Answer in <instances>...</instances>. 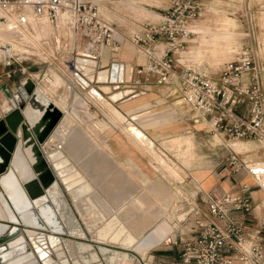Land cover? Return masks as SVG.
<instances>
[{"label":"rangeland","instance_id":"374dc122","mask_svg":"<svg viewBox=\"0 0 264 264\" xmlns=\"http://www.w3.org/2000/svg\"><path fill=\"white\" fill-rule=\"evenodd\" d=\"M170 1L171 0H98L102 15L113 21L119 28L121 34L124 37L122 42H127L134 48L136 47L129 40V35L134 30L140 28V26H142L144 22L149 20H156L158 18V15L163 12L164 9L170 4ZM204 7L205 9L203 10V12L192 22V33L190 35L189 42L182 51L181 61L186 65L199 68L210 76L216 77L223 63L231 58L235 52L248 49L254 54L255 60L260 67L261 80L264 91V0H204ZM60 17L61 18L59 21L58 32H54V24L51 20L50 22L52 24L47 21L33 23L32 28L33 30L37 31V33H35L36 37L34 41H32L31 46L25 48L31 53L29 54L30 58L22 61L23 64L30 63V67L27 68V70L36 71L37 68L46 66V63H33V59L39 58L38 56H47L45 50L41 46V38L54 39L55 36H57L59 33H62L61 36H63V38H66L67 44H69V46L70 44H72L71 39L73 37V34L71 29L67 25L66 16L63 17L62 14ZM56 21L58 25V17ZM66 33H69L70 35L72 34V36L63 35ZM81 48L83 49L78 51L80 53L79 55H88V50L85 47ZM66 51L64 53H66ZM61 53L63 54V52ZM59 66L60 64H58V61H56V67L60 69ZM177 67H181V64ZM50 68H52L48 69L50 75H52L51 73L53 72L60 75V72H58L53 67V65H50ZM63 68L65 69V72L70 76L71 71L69 70V68L64 66ZM94 68V72H96V70L99 69V65L97 64V66ZM26 74L27 73H25L24 75ZM34 74H36V72ZM44 84L45 81L44 83L42 81L37 85L44 87ZM101 84L111 85L112 83L105 82L100 83V85ZM58 86L60 87L46 88V90L50 92L49 94H51L54 90L55 92H62V98L60 97L59 99L56 96L55 100L58 102L55 101L53 103H56L58 106L61 104L62 109H66L65 107L63 108L64 104H66V102L71 103L75 96V93L77 94L76 102H80L78 104L75 102L78 105V109L75 108L74 112H70L72 119L61 124L60 128L63 130L64 138L62 137L63 139H56L54 144L52 143L50 146L46 144V138V140L41 144L42 150L45 155H48V152L50 150H61V156L67 159V164L69 166L72 165V172H78L77 175L69 174L64 178H59V176L56 175L58 178V184L56 187V193L54 194V198L56 200L54 202H59V204L61 205L62 213L64 215V219L68 223V228L75 231L72 236L63 235L62 246L66 251L68 257L71 256L65 241L70 239L73 240L72 242L74 244H76L78 241H89L94 244L95 248H99V245H104L112 249L126 250L132 255V253L135 252L122 247V244H120V242H114L115 240H113L112 238L109 239V242H98L94 240L98 227L101 226L103 222H105L102 214L100 213L101 211L98 207L90 205L87 195L80 196L79 198H77L78 200L75 199L67 185L68 182L75 181L77 176H83L84 180L89 181L95 187L96 192L94 193L95 195L91 194L92 197H101L103 201L107 202L111 206H114L112 197H110V195L107 196L106 193L102 192V190H100L98 186L100 182L105 180L108 176H106V178L100 177L98 179V182H95L91 178L89 171L94 170L92 165H95L96 163L101 164L102 162L104 165H109V169H112L110 172L116 171L115 169L118 167L115 159L110 154V151H107V155L104 156L103 160V155L101 156L100 146L103 145V143L106 144V136L108 135V133H114L119 137L128 135L124 127L122 126L123 122H119L121 121V119H119V121L113 120L111 113L104 106L103 102L105 104L114 105L116 102L113 103L111 101L113 100L111 96L115 92L120 91H122L124 94L127 92V90H118L119 88L112 89L110 86L111 92H104V94L106 95L109 94V97L103 94L104 98L102 99V101H99L95 98V96H92L91 92L89 91V87H80L82 91L80 92L79 90H72L70 92L72 93V95L67 100L66 95L68 93V90L66 89V84L63 83L62 85ZM159 87L164 90V92H168L170 90L173 93L175 86L172 85L169 87ZM93 88L94 87H92V89ZM120 88L129 87L120 86ZM174 93L177 94V92ZM175 94H172L168 99L171 104L162 106H151V104H148L146 108H143L137 112H133L130 115L131 118H128L127 120L135 123L142 120V116L145 118L156 116L158 112H161L160 110L165 107L169 108L167 109V111L169 110L173 112L175 110H178L179 112L183 114L185 113L186 115L190 116L192 114V110H190L186 104L180 102L178 100L179 98ZM84 95L93 103L92 106L87 110L83 109V107H85L87 103ZM5 101L8 100L4 98L2 102ZM67 110H70L69 107H67ZM65 113L66 112L62 110V115ZM177 119L179 120L180 118ZM189 120L190 122H193L194 119L191 118ZM99 121L105 122L106 127L104 129H101V127L98 125ZM200 122V126H202V128L198 130V132L193 133V136H195L194 138L191 134L192 130L188 134H173L171 136L166 135L165 138L161 139V141L159 142L160 144L155 147L156 151L159 154L165 157L172 166L177 168L180 177L175 178L171 176L166 169L159 167L156 161L153 159L154 163L157 165V171L152 173L153 175L151 176V178L155 179V181H152L151 186L147 187V182H143L141 180L142 177L138 176V171L133 170L136 169V166L133 165V163H125V166L124 164L122 165L121 163H119L121 164L120 166L127 170V172L131 176L125 178V180H127L126 184L129 181L130 183H133L135 185H140H138L139 187L137 185L131 187L128 183L127 185L131 188L140 190L123 193L126 195L124 206H128L132 200V202H134L138 207L137 212H134V216L136 217L134 220L131 221V219L128 220L127 218L123 219L124 224L127 226V229L135 234V238L137 240L141 236L150 234L151 231L159 225L158 224L157 226L153 227L152 230L150 229L151 231H142L145 227L147 228L149 226V223L151 224L156 219L159 220V222L161 221V219H163L162 222L166 221L171 227L172 225L169 223V220L174 215L179 218L180 216L184 217V211L191 207L194 201L198 200L197 195L195 194L197 187L192 183V181H190V187H182L183 182H179L182 179H191V177H188L186 173L188 171V168L190 169L194 165H198V163L202 164V156L196 152L198 147L201 149L200 152L205 155V159L212 161H215L218 157H222L223 155L228 154V149L245 152L244 155L247 154V158H252L247 151L250 149L257 156L262 153L264 154V147L257 148L258 144L262 145V142H260L256 138L234 137L229 136L221 130L210 129L211 125L208 116H206L203 120H200ZM62 126L65 127L62 128ZM129 126H127V129ZM129 132L131 131L129 130ZM177 135H185L191 138V144L184 145L182 147L173 146V138H175V136ZM146 139L147 138L145 137L143 139H140V141L145 144ZM148 142L151 141L148 140ZM109 147H105L106 150L110 149ZM150 150L158 155L154 148H151ZM105 157L109 158V161L105 162ZM252 160L259 161L262 159L257 158ZM84 161H88V172L85 171L83 167ZM251 166L257 169V177L260 181L262 176H264V162H255L254 164H251ZM170 170L174 174H176L173 169L170 168ZM135 172L137 173L136 176L134 175ZM262 179H264V177ZM158 182H161L165 186L167 184L173 190H180V192L176 193L173 196V199L169 204L164 203L160 199V197L153 191V186ZM72 185L77 186L78 183H73ZM131 193L133 194L132 197L130 196ZM262 199L264 200V197ZM164 200L170 201L171 198L169 196H164ZM77 251L78 249L75 250L74 248V252ZM145 252L142 254L144 255ZM83 254L87 256L89 255L88 252H84ZM107 254L108 253H99V256L101 257V260L104 264L107 263ZM135 255L138 256V254ZM136 257L134 258L135 260H137Z\"/></svg>","mask_w":264,"mask_h":264},{"label":"built area","instance_id":"2783aa9c","mask_svg":"<svg viewBox=\"0 0 264 264\" xmlns=\"http://www.w3.org/2000/svg\"><path fill=\"white\" fill-rule=\"evenodd\" d=\"M204 9V0H171L157 20L144 22L129 35L136 49L146 56V61L134 68L128 81L130 92L140 91L137 88L152 79L157 84L174 83L179 101L195 113L194 120L208 116L211 129L221 130L229 136L256 138L264 147V91L254 54L248 49L235 52L223 63L216 77L180 62V54L192 33V22ZM61 11L68 13L67 25L74 41L70 56L64 58L63 63L74 80L85 87L88 84L77 79L82 75L77 60L78 48L85 47L87 56L94 58L96 64L104 48L114 57L124 38L117 25L102 15L98 0H0L1 27L20 33L30 30L32 20L45 17L56 22ZM22 39L21 45L30 47ZM29 54L13 51L11 42L0 39V61L4 64L18 63L17 70L25 73L28 66L22 61L30 58ZM48 59V56L36 58L33 62L50 64ZM177 62L181 67H177ZM107 70L110 76V68ZM12 71L15 70H8L7 75ZM39 75L45 80L51 77L44 70L36 74L28 72L27 76H31L37 85L35 79ZM108 80L117 86L116 79ZM228 162L235 170L247 166L233 149L228 154ZM249 191L250 185L246 183L240 184L235 192L216 195L207 191L208 208L192 207L194 213L203 216L196 220L199 230L183 241L180 259L175 264H233L236 260L242 264H264L263 229L256 226L253 235L249 236L244 222L236 219L233 213H247L252 209ZM141 262L173 264L164 259L149 258H141Z\"/></svg>","mask_w":264,"mask_h":264},{"label":"crops","instance_id":"0c3cea01","mask_svg":"<svg viewBox=\"0 0 264 264\" xmlns=\"http://www.w3.org/2000/svg\"><path fill=\"white\" fill-rule=\"evenodd\" d=\"M160 14L158 15V18L160 16ZM149 21H155V20H149ZM33 22H36V21L32 20L30 25ZM53 24L55 26L54 32H58L59 27L57 28V21L53 22ZM32 25L30 26V29L32 28ZM34 32L37 33V31H35V30H34ZM61 34L62 33H59L57 36L54 37V39H52V38H42L41 39V46L45 50L46 55L49 57L48 60H50L51 63L48 64V62L42 61L41 63H43V64L46 63V66H44V67L41 66V67L37 68L36 71L27 70L25 72L27 74L24 75L25 73H22L19 70H17V68L19 66L18 63H13L12 65H6L2 61H0V117L3 116L5 114V112H7L9 110V108L8 109L4 108L6 104L10 103L9 105L11 107V102L9 101V95H12V92L16 89V86L18 85L20 80L22 78H24L25 76H27L28 72H30V73H32V72L33 73H35V72L41 73V71L44 70L46 73H49L48 69H52V68H50V65H53V67L58 72H60V75L58 73L53 72V74L54 73L56 74L55 77L57 78L56 85H58V83H59V85H62L63 83L66 84V89L68 90V93L66 95L67 100L72 95V93H70L72 90L73 91L79 90L80 92L82 91L80 89V87H82V86L80 84H77L78 82H76V80H74V76H72L71 73L69 76V74L66 73L65 69L63 68V66H64L63 59L70 56L69 50L71 49V47L74 44L73 37L71 39L72 44H70V46H69V44H67L66 38H63V36H61ZM0 35H1V37L2 36L8 37V35L6 33H2ZM63 35L69 36L70 34L66 33ZM70 36H72V34ZM189 40H190V37H189ZM41 46H40V48H41ZM80 49H81V47H80ZM119 49L120 50H118V52L115 54V56L111 57L109 50L107 48H104L102 51V54L97 59V63L93 66V69L91 70L92 77L90 78L87 75V73H85L83 71V69H82V75L80 77H82V78L84 77L87 80L86 84H88L87 86L82 87V88L95 87L100 92H102L104 94V91L100 88V83H105V82L108 83L109 82L108 78L110 76L108 73L107 80L105 79L102 82V81H98V74L100 71L107 70L108 67L110 68L111 63L116 62V63H118L117 75H116L117 86H114L113 84H111V85L108 84V85L111 86L112 89H118L119 88L118 90H123V91L127 90V92L124 93L123 96L117 98L116 100H111L113 103L116 102L114 104V106L116 105L115 107L118 110H120L119 112L124 116V120L121 119V121H119V118L116 117V115L110 109H107V110L111 113L113 120H117L120 123L123 122L122 126L124 127V129L127 132V135L129 137L128 136H120L119 137L118 135H115L114 133H110V134L108 133V135L106 136V144L103 143V145L100 146V149L102 150L101 156L103 155V160H104V156L107 155V151L108 152L110 151V154L115 159V162L117 163L118 167L115 169L116 171L110 172L112 169H109V165L108 164L104 165L103 162L101 164L96 163L95 165H92V167L94 169L93 170L94 173L97 174L99 176V178L100 177L106 178V176H108L105 180L101 181L102 187H103L102 192L106 193L107 196L110 195V197H112V200L114 202V206H113L114 208L118 209L119 211L124 212L125 208L131 207L132 205H136V204L134 202H132V200H131V202L128 206L127 205L124 206L126 195L123 193L131 192V191H137L140 189L131 188V187H134L136 185L138 186L139 184L135 185L133 183H130L129 181H128V183L131 187L127 185L128 183L126 184L127 180H125V178L129 177L130 174L127 172V170H125L124 168H122L120 166L121 164L122 165L124 164V166H125V163H128V162L133 163V165L136 166V169H133V170L138 171V176L142 177L141 180L143 182H147V184H146L147 187H150L151 182L155 181V179H152L151 176L153 175L152 173L157 171V165L161 168L166 169V170L168 169L167 171L170 173L171 176H173L175 178L180 177V174H179L176 167L172 166L167 161L162 160V158L160 156H158L156 153L152 152L150 150V147L147 146V144H144L143 142L140 141V139L138 137H136L133 133L129 132V130L127 129V126L133 125L134 127H136L147 138L146 139L147 142H148V140H150L151 145H153V148H155L157 145L160 144L159 142L161 141V139L166 137V135L171 136L173 134H188L192 130L191 134L193 136V133L198 132V130H200L202 128V126H200L201 125L200 120H203L204 118H199L197 120H193V122H190L189 119H191V118L194 119L193 117H194L195 113L193 112V110H192V114L189 116V115H186L185 113L183 114V113L179 112L178 110H175L173 112L169 111V110L167 111V109H169V108L165 107L162 110H160L161 112H158V114L156 116H151V117H146V118L142 116V120L137 121L135 123L127 120L128 118H131L130 115L133 112H137L143 108H146V106L148 104H151V106H162V105L171 104V102L168 99L170 98V96L172 94H175L174 92H177V90H176V86L174 83L157 84L154 82L153 79L149 83L143 84L142 86L138 87L137 89H141L142 92H140L136 95H133V96L131 95L129 88H120V86L121 87L122 86H127V87L129 86L128 81L131 79V77L134 74V68L138 64L144 63L146 61V56L144 53L137 50L136 48H134L131 44H129L127 42H122ZM65 51H66V53H64ZM61 52H63V54ZM60 53H61V55H60ZM35 55H37V54H35ZM47 56H44V57L38 56V57L44 59ZM181 57H182V52L180 54V62H182ZM56 61H58V64H60V66H59L60 69L56 67ZM180 62H177L176 65L177 66L180 65ZM97 64L99 65V69H101V70L98 69V70H96V72H94V70H95L94 67H96ZM25 65L28 66L27 68L30 67V63L25 64ZM10 69H12V70L14 69L15 71H12L11 75L8 76L7 72ZM94 73H95V75H94ZM40 76L41 75H39L38 79H35L37 81V84H39L42 81L44 83V81H45V79L43 77H40ZM29 77H31V76H29ZM47 84L49 86V83H47ZM172 85L175 86L173 93L170 90L168 92H164V90H162L159 87V86H168L169 87ZM38 87L42 90V92L52 102L56 101L55 100L56 96L59 99H60V97L62 98V96H61L62 92L57 91L58 92L57 93L54 90L51 94H49L50 92L48 90H46L45 87H43V86H38ZM59 87L60 86H58L57 88H59ZM104 95L109 97V94L108 95L104 94ZM175 95L177 96V94H175ZM76 97H77V94L75 93V96H74L72 102L71 103L66 102V104H64L63 108L65 107L66 109H62L61 104L58 106L56 103H54L56 106H58V108L60 110H63L66 112L65 114L62 115L61 119L59 120V122L55 126V128L61 127V124L63 122H66V121L72 119L70 112H74L75 108L78 109L77 104L80 103V102H76L77 101ZM84 97L87 100L88 104L86 103V106L83 107V109L87 110L92 106L93 103L85 95H84ZM4 98L6 100H8L9 102L8 101L2 102V100ZM96 99H98V98H96ZM98 100L102 101L100 99H98ZM1 102H2V105H1ZM56 102H58V101H56ZM104 106L107 108L106 105H104ZM67 107H69V109H70L69 111L67 110ZM80 107H82V106H80ZM240 108L243 110L244 107L241 106ZM189 109L191 110L190 107H189ZM178 114H179V116H178ZM175 118L176 119L180 118V119L176 120ZM210 129H211V127H210ZM194 137L195 136H193V138ZM191 142H192L191 138H189L185 135H177V136H175V138H173L172 145L182 147L184 145H190ZM104 146L105 147L110 146L109 147L110 149L106 150V148ZM261 147H263V146L258 144L257 148H261ZM231 150L232 149H228V154L231 152ZM200 151H201V149L198 147L196 152L202 156V160H201L202 164L198 163V165H194L190 169L188 168V171L186 173H187L188 177H191V179H188V180L182 179L181 181H179V182H183L182 187H190V181H192V183L195 184V186L197 187L195 194L197 195L198 200L194 201L193 204L191 205V207H189L186 211H184L185 212L184 217L180 216V218H179L176 215H174L169 220V223L172 226L167 228L164 231V233L160 236V238L157 240V242L155 244L145 248L143 251L137 252L136 253V254H138V256L136 257L137 260H135L133 258L132 261L127 262L126 264H142L141 258H149V259H155V260L164 259L169 263L175 264L180 259V254H181L182 247H183V241L187 238L192 237L193 235H195L198 232L199 228L197 227L196 220H197V218H203V216L194 213V211L192 210V207L194 205H200L204 209H207L208 204L206 202V197H205V193L207 191H211L213 194H216V195L217 194H223L226 192H235L236 190H238L240 184H242V183H246V184L250 185L249 194H250V197L252 200L253 207L247 213H241L239 211H235V212H233L234 216L236 219L242 220L244 222V224L246 226V231H247L249 236L253 235V230L256 226H260L263 229V233H264V227H263V225H264V200L262 199L264 197V181H263L264 179H262L264 176H262V178L260 179V181H262V182H260L258 177H257V175H258L257 172L254 173L252 170H249L247 167V166H251V164H254L255 162H264V154L261 152L262 154L257 156L250 149L247 151L249 152L248 154H250L251 155L250 157H252V158H247V156H246L247 154L244 155L245 152H239V151L235 150L238 153V156L242 160H244L245 163L247 164V166H243V167L235 170L234 167L231 166L230 163L228 162V154H225L222 157H218L215 161L214 160L212 161V160L205 159V155ZM49 152H52V151L50 150ZM154 156H156L157 158ZM257 158H261L262 160H259V161L258 160H256V161L252 160V159H257ZM153 159L156 161L157 165L154 163ZM107 161H109V158L105 157V162H107ZM84 162L89 167L88 161H84ZM119 163H121V164H119ZM170 168L174 169L176 174H174L170 170ZM134 171H133V173H134ZM134 175L136 176L137 173L135 172ZM153 191L166 204H169L172 201L173 196L176 193L180 192L179 189L173 190L170 186H168L167 184L165 186L161 182L155 183V185L153 186ZM132 195L133 194L131 193L130 196L132 197ZM164 196H166V197L169 196L171 198V200L170 201L164 200ZM101 200H102V203L106 205L107 202L103 201V199H101ZM59 205H60L59 202H55L54 203V210H55L58 218H59L58 214H60L63 217L64 223H62V222L61 223L64 224L66 226V228L69 231H71V234L73 235L75 233V231L68 228V223L64 219V215L62 213L61 205L60 206ZM135 218L136 217H134L133 220ZM162 221H163V219H161L160 222H159V220L156 219L151 224L149 223L148 224L149 226L147 228L145 227L146 229L144 228L142 231L147 232L150 229L152 230L153 227L157 226ZM103 224H104V222L102 223V225ZM23 231L27 232V229L23 230ZM148 235H150V234H148ZM147 236L145 235V236L139 237V239L136 240V243L139 244V243L143 242L147 238ZM45 237L48 240L47 235H45ZM27 238H28L30 243L33 242V239L31 236L30 237L27 236ZM167 238H169V239H167ZM13 240H14V238L8 239L6 241H1L0 247L5 245V244H8L9 242H11ZM59 242H60V244H62V238L60 239ZM78 242L76 244H74L75 250L78 249ZM85 242H89V241H85ZM121 246H123V245H121ZM32 247H34V250L38 252L34 243H33ZM50 248L52 249L53 253L55 255H57L56 247L50 246ZM129 249H131V248L129 247ZM93 250L100 253L99 248H95V247L90 249L88 252L90 253ZM144 252H145V254L143 255L142 253H144ZM75 257L80 261V264H86L81 259V253L79 252V250L77 252H75ZM68 260H69L70 264H75L73 257H68ZM100 260H101V257H100ZM56 262L58 264H60L58 262V260ZM101 263L104 264L102 262V260H101ZM106 264H108V263H106ZM233 264H242V263L240 261L236 260V261H234Z\"/></svg>","mask_w":264,"mask_h":264},{"label":"bare ground","instance_id":"6f19581e","mask_svg":"<svg viewBox=\"0 0 264 264\" xmlns=\"http://www.w3.org/2000/svg\"><path fill=\"white\" fill-rule=\"evenodd\" d=\"M62 14H63V17L66 16V19L68 17L67 11L59 12L57 28L59 27V21L61 18L60 16ZM40 21H47V22L51 23L50 20H48L45 17L40 18L36 22H40ZM33 23H35V22H33ZM53 27L55 28V26H53ZM2 33H6L8 35V37H3V36L1 37V35H0V39L7 40V41L11 42L13 51H17L19 53H23V52L30 53L27 49H25L26 46L21 45V43H23V42L20 41V38H21V40H23L22 38H24V40L26 42H28L29 46H31L32 41H34V39L36 37L33 28H31L30 30L21 31L20 33H12L8 30L2 29L1 22H0V34H2ZM81 49H83V48H81ZM81 49L78 48V51ZM85 53H87V52H85ZM88 56H87V54L78 55L77 60H78V66L80 68H82L83 71L85 73H87V75L91 78L92 77L91 70L93 69V65L95 64V59L88 57ZM51 74H52L51 77L48 80H45V84H44L45 88H47V87L56 88L59 85V83H58V85H56V82H57L56 81L57 78L55 77L56 74L55 73L54 74L51 73ZM94 75H95V73H94ZM107 76H108V70L100 71L98 74V81L103 82V80H105L107 78ZM77 79H79L84 84L87 83V80L84 77L83 78L77 77ZM32 80L34 81V79H32ZM34 83L36 84L35 81H34ZM47 83H49V86ZM36 86H37L38 90L42 91L38 87V85H36ZM100 87L104 92L110 91V86L107 84H101ZM90 92H91L92 96H95L96 98H98L100 100H102L104 98L103 93L100 92L99 90L95 91V88H93ZM121 96H123L122 91L115 92L111 97L113 100H116L117 98H119ZM9 104H6L4 108L5 109L10 108ZM103 104L106 105L107 109H110L116 115V117L124 120V116L119 112L120 110H118L114 105L105 104L104 102H103ZM29 105H30V103H28V107H29ZM32 110H33V106H32ZM26 113H27L28 117L33 120V117H35V114L32 111H27ZM41 114H42V112H40V111L36 112V117L39 118ZM58 122H57V124H58ZM98 125L101 127V129H104L106 127V124L103 121H99ZM55 126L52 128V130L48 134L49 137L47 136L48 139L46 140V144L48 146H50L52 143L54 144L56 139H58V138L61 139L64 135L63 130L60 127L55 128ZM63 127H65V126H62V128ZM128 129L139 139L145 138V136L133 125H130L128 127ZM145 144H147L148 147H150V149L153 148V145H151V142H147L145 140ZM27 150H28V153L31 156V158L35 159L36 156L32 152L30 144L27 145ZM154 150L156 151L155 148H154ZM101 152H102V150H101ZM61 155H62L61 150L52 151V152H49L48 155H46L48 162L51 163V167L54 170L55 175H58L59 178H64L69 174L77 175L78 172H75V171L72 172V168H71L72 165L70 164L71 166H69L67 164V159ZM158 155L162 158V160L168 162V160L165 157H163L161 154L158 153ZM154 157H156V156H154ZM77 167H78V165H77ZM83 167H84L85 171L88 172V168H87L88 166L86 165L85 162L83 163ZM41 169L39 172L42 176H44L45 170H44V168H41ZM173 171L175 172L174 169H173ZM89 172H90V175H91V178L93 179V181L98 182L99 176L97 174H95L93 171H89ZM16 181H17V178L11 172L4 174L1 178V184H2L5 192L11 198L13 203L18 208H21L22 204H23V200H25L26 198H25V195L23 196L24 191L21 190L19 183ZM73 183H78V185L73 186L72 185ZM57 184H58V178H57V176H55V179L46 188V192L44 195H41L40 197L34 199V202L31 201V205H32L31 207H26L23 210L21 209L19 211V215L21 216L22 220L24 221L25 226H23L21 231L19 233H17L14 237H11V238H14L13 241H11L8 244H5V245L0 247V254H1L0 255V264H58L56 262L57 260L60 264H70L68 257H67V254H66V251L64 250L62 244H60V242H59L60 239L63 237V235L72 236V234L70 233L71 231H69L66 228V226L64 224H62V223H64L63 217L60 214H58L59 218H60L59 219L55 210H54V203H55L54 201H56L54 198V194L56 193ZM67 185H68V188L70 189V191H71V193L75 199L79 198L80 196L87 195L88 196V202L90 203V205H92L94 207H98L101 211L100 213L102 214V217L104 218L105 222L103 225L98 227L97 232H96L95 237H94V240H96L98 242H106V241H110L109 239L112 238L113 240H115L114 242H120V244L123 245L122 247L127 248V249H129V247H130L131 249H129V250L135 252V253H132V255H131L126 250L112 249V248L104 246V245H99L100 253H102V254L108 253L107 254V263L108 264H121V263L126 264L127 262L132 261L133 258H135L137 256V255H135L137 252L143 251L145 248L155 244L157 242V240L160 238V236L164 233V231L170 227L166 221L162 222L154 230H152L150 235H148V236L146 235L147 238L143 242L137 244L136 243L137 239L135 238V234H133V232H130L127 229V226L124 224V221H123L124 218H127L128 220L131 219V221L133 220V218L135 217L134 212L135 211L137 212V210H138L137 205H132L131 207H127V208H125L124 212H122V211H119L118 209L114 208L113 206L109 205L108 203H106V205L103 204L101 197L95 198V197L91 196V194L93 195L96 192L95 187L89 181L84 180L83 176H77L75 181L68 182ZM98 186H99L100 190H103L102 182H100V184ZM73 187H75V188H73ZM100 196H102V195H100ZM0 198H1V201L5 205V208H4L0 204V216H4L5 210H7L9 215L11 217H13V214H12L10 208L8 207V204L6 202L5 197L1 193H0ZM5 226H6V223H4L3 221H0V235L5 234L4 232H2V230L5 228ZM26 229H27V232L23 231ZM45 235H47L48 240L45 237ZM27 236L32 237V239H33V242L31 241L32 243L29 242ZM11 238H9V239H11ZM72 241L73 240L70 239V240L65 241V243L68 246L71 257H73V259H74V263L80 264V261L75 257L74 243ZM33 243H34L36 249L38 250V252L34 250V247H32ZM50 246L56 247L57 255H55L53 253ZM93 247H94V245L91 242L79 241L78 242V250L81 253V259L86 264H102L98 252H96L95 250H93L90 253L88 252ZM84 252H86V253L88 252L89 255L87 256V255L83 254Z\"/></svg>","mask_w":264,"mask_h":264},{"label":"water","instance_id":"95a60500","mask_svg":"<svg viewBox=\"0 0 264 264\" xmlns=\"http://www.w3.org/2000/svg\"><path fill=\"white\" fill-rule=\"evenodd\" d=\"M117 67L118 63L116 62L110 65L111 80L116 79ZM91 90L92 88L89 91ZM95 91H97L96 88ZM140 92L142 90L131 95ZM9 101L11 108L0 117V193L5 197L13 217L7 210H5L4 216H0V221L6 223L2 230L5 234L0 235V242L14 237L21 231L25 223L19 215V211L31 207V201L34 202V199L44 195L48 185L55 179V172L48 162L41 144L62 116V110L42 91L38 90L30 77L20 80L12 95H9ZM28 103H30L29 107ZM27 111H32L35 117L38 111L42 114L39 118L33 117L32 120L28 117ZM29 144L36 156L35 159H32L28 153L27 145ZM41 168L45 170L44 176L39 172ZM252 170L257 172L254 167ZM9 172L14 174L17 178L16 182L25 192H23V196L25 195L26 199L23 200L21 208L13 203L1 184L2 176ZM0 204L5 208L1 198Z\"/></svg>","mask_w":264,"mask_h":264}]
</instances>
